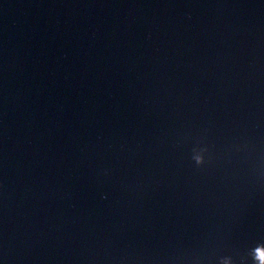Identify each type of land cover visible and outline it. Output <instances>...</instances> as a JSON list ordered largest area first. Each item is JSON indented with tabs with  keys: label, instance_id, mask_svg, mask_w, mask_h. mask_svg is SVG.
I'll use <instances>...</instances> for the list:
<instances>
[{
	"label": "water",
	"instance_id": "1",
	"mask_svg": "<svg viewBox=\"0 0 264 264\" xmlns=\"http://www.w3.org/2000/svg\"><path fill=\"white\" fill-rule=\"evenodd\" d=\"M0 264H264V0H0Z\"/></svg>",
	"mask_w": 264,
	"mask_h": 264
},
{
	"label": "clouds",
	"instance_id": "2",
	"mask_svg": "<svg viewBox=\"0 0 264 264\" xmlns=\"http://www.w3.org/2000/svg\"><path fill=\"white\" fill-rule=\"evenodd\" d=\"M198 163H199V161H198Z\"/></svg>",
	"mask_w": 264,
	"mask_h": 264
}]
</instances>
